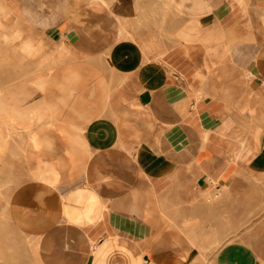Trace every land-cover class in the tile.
Masks as SVG:
<instances>
[{
    "label": "crops",
    "instance_id": "obj_1",
    "mask_svg": "<svg viewBox=\"0 0 264 264\" xmlns=\"http://www.w3.org/2000/svg\"><path fill=\"white\" fill-rule=\"evenodd\" d=\"M101 2L7 0L0 264H264V0Z\"/></svg>",
    "mask_w": 264,
    "mask_h": 264
},
{
    "label": "rangeland",
    "instance_id": "obj_2",
    "mask_svg": "<svg viewBox=\"0 0 264 264\" xmlns=\"http://www.w3.org/2000/svg\"><path fill=\"white\" fill-rule=\"evenodd\" d=\"M7 5V0H0V44L3 43L4 44V52L9 51L10 48H7L8 46H11L12 40L13 39H20L22 40L23 35L26 33L23 32H14L13 31V27H11V23H19V20L16 17H14L13 11L7 6H3V5ZM3 8H2V6ZM6 7V8H5ZM14 36V37H13ZM2 49H0L1 51ZM20 52L22 54L27 55L28 54V50L27 48H21L19 49ZM212 193L208 192L206 193V199L207 197H211ZM212 201H214L215 199L213 198V196L211 197ZM231 210H235L234 209H227L228 214H231ZM264 212V206L261 207H256V208H251L249 210V215L245 216V223L240 225L239 228H241L240 230L246 231V229L248 228V226L250 225V221H252L256 216H258L259 214ZM243 228V229H242ZM239 229H234L232 231H229V233H227L225 235V238L223 239V244L226 243L227 241L234 239L235 237H237Z\"/></svg>",
    "mask_w": 264,
    "mask_h": 264
},
{
    "label": "bare ground",
    "instance_id": "obj_3",
    "mask_svg": "<svg viewBox=\"0 0 264 264\" xmlns=\"http://www.w3.org/2000/svg\"><path fill=\"white\" fill-rule=\"evenodd\" d=\"M3 1H4V0H3ZM89 1H90V0H89ZM100 3L103 4V2H101V0H100ZM104 4H106V2H105ZM1 6H2V5H1ZM3 6H7V5L5 4V5H3ZM3 6H2V8H3ZM106 6H107V5H106ZM5 8H6V7H5ZM118 19H119V18H118ZM117 21H118V20H117ZM119 21H120V20H119ZM127 30H128V29H127ZM122 40H123V39H122ZM28 45H29V44H28ZM60 48H61V47H60ZM68 48H69V47H68ZM66 49H67V48H66ZM70 49H71V47H70ZM66 51H67V50H66ZM66 51H65V52H66ZM70 53H71V52H70ZM65 55H67V53H66ZM73 56H74V55H73ZM127 76H128V75H127ZM125 79H126V78H125ZM125 79H124V80H125ZM121 84H122V83H121ZM117 88H118V87H117ZM117 88H116V89H117ZM246 150H247V149H246ZM246 150H245V152H246ZM241 156H242V155H241ZM12 183H13V182H12ZM224 193H225V192H224Z\"/></svg>",
    "mask_w": 264,
    "mask_h": 264
}]
</instances>
